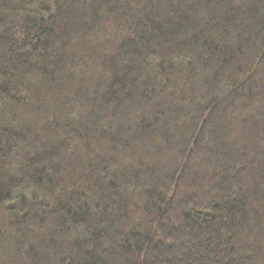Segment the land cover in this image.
Segmentation results:
<instances>
[{"label": "trees", "instance_id": "trees-1", "mask_svg": "<svg viewBox=\"0 0 264 264\" xmlns=\"http://www.w3.org/2000/svg\"><path fill=\"white\" fill-rule=\"evenodd\" d=\"M0 264H264V0H0Z\"/></svg>", "mask_w": 264, "mask_h": 264}]
</instances>
